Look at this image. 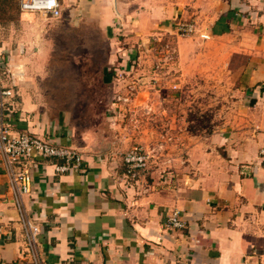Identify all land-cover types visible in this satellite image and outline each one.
Returning a JSON list of instances; mask_svg holds the SVG:
<instances>
[{
    "label": "crops",
    "instance_id": "0c3cea01",
    "mask_svg": "<svg viewBox=\"0 0 264 264\" xmlns=\"http://www.w3.org/2000/svg\"><path fill=\"white\" fill-rule=\"evenodd\" d=\"M59 1L62 15L51 17L23 12L17 0L18 23L0 38V83L14 91L12 134H53L85 154L86 170L57 173L38 158L18 205L0 159V264H35L28 220L40 228L41 264H264V0ZM180 20L197 30L179 34ZM166 32L177 34L183 60L204 59V70L214 54L216 67L229 62L241 95L220 130L187 146L182 167L130 173L116 144L72 117L103 101L85 96L96 60L112 106L114 75ZM175 208L187 227L168 226Z\"/></svg>",
    "mask_w": 264,
    "mask_h": 264
},
{
    "label": "rangeland",
    "instance_id": "374dc122",
    "mask_svg": "<svg viewBox=\"0 0 264 264\" xmlns=\"http://www.w3.org/2000/svg\"><path fill=\"white\" fill-rule=\"evenodd\" d=\"M19 11L17 0H0V38L7 36L9 23H18ZM176 36L166 32L152 39L143 49L142 57L132 59L135 67L123 74L114 73L117 90L112 106L109 90L102 84V74L95 71L101 65L100 59L96 60L86 75L94 89L85 96L103 101L91 107L83 106L81 116L72 117L80 130L91 128L104 134L100 139L108 145L111 141L116 144L121 157L131 148L141 147L151 157L148 166L140 171L157 169L162 177L170 168L183 166L191 142L224 126L241 95L237 88L242 78L231 71L229 62L216 67L214 54L206 60L211 68L204 70V59L183 60ZM192 60L194 74L186 78L184 69ZM67 77L75 81L79 75Z\"/></svg>",
    "mask_w": 264,
    "mask_h": 264
},
{
    "label": "built area",
    "instance_id": "2783aa9c",
    "mask_svg": "<svg viewBox=\"0 0 264 264\" xmlns=\"http://www.w3.org/2000/svg\"><path fill=\"white\" fill-rule=\"evenodd\" d=\"M18 1L23 12L42 13L51 17L62 15L59 0ZM175 30L181 35H189L197 30V26L194 21L180 20L177 21ZM13 97L14 91L0 83V159L9 178L13 198L20 205L22 195L32 191L34 181L32 169L40 165L38 158L53 161L57 173L83 172L86 165L85 154L78 147L58 141L53 134L38 135L31 131L12 134L8 112ZM260 154L264 158V147L261 148ZM150 157L151 155L141 147H133L125 152L123 161L128 172L132 173L145 169ZM167 224L173 228H185L188 222L182 210L175 208L168 213ZM27 226L28 252L35 264H41L34 245L40 228L29 220Z\"/></svg>",
    "mask_w": 264,
    "mask_h": 264
},
{
    "label": "water",
    "instance_id": "95a60500",
    "mask_svg": "<svg viewBox=\"0 0 264 264\" xmlns=\"http://www.w3.org/2000/svg\"><path fill=\"white\" fill-rule=\"evenodd\" d=\"M74 146V145H73Z\"/></svg>",
    "mask_w": 264,
    "mask_h": 264
}]
</instances>
